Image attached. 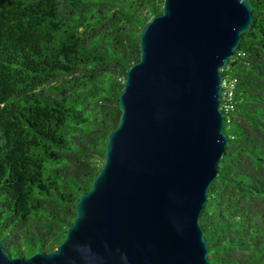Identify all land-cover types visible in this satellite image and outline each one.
<instances>
[{
	"label": "trees",
	"instance_id": "obj_1",
	"mask_svg": "<svg viewBox=\"0 0 264 264\" xmlns=\"http://www.w3.org/2000/svg\"><path fill=\"white\" fill-rule=\"evenodd\" d=\"M163 0H0V241L50 253L101 168L137 33ZM221 70L227 136L199 223L207 264H264V0Z\"/></svg>",
	"mask_w": 264,
	"mask_h": 264
},
{
	"label": "water",
	"instance_id": "obj_2",
	"mask_svg": "<svg viewBox=\"0 0 264 264\" xmlns=\"http://www.w3.org/2000/svg\"><path fill=\"white\" fill-rule=\"evenodd\" d=\"M251 0H163L137 33L119 120L90 188L50 253L0 264H207L199 216L227 136L221 70L252 24Z\"/></svg>",
	"mask_w": 264,
	"mask_h": 264
},
{
	"label": "built area",
	"instance_id": "obj_3",
	"mask_svg": "<svg viewBox=\"0 0 264 264\" xmlns=\"http://www.w3.org/2000/svg\"><path fill=\"white\" fill-rule=\"evenodd\" d=\"M229 85L230 84L227 81H222L221 95L222 94H224V95H228L229 94V90H230V87H231ZM222 108L226 109L227 108V105L226 104H222L221 109Z\"/></svg>",
	"mask_w": 264,
	"mask_h": 264
}]
</instances>
